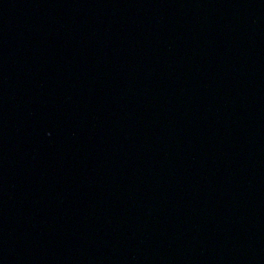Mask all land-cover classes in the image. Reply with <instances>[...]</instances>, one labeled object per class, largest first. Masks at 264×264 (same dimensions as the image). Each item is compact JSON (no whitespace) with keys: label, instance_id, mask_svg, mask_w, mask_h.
Masks as SVG:
<instances>
[{"label":"water","instance_id":"water-1","mask_svg":"<svg viewBox=\"0 0 264 264\" xmlns=\"http://www.w3.org/2000/svg\"><path fill=\"white\" fill-rule=\"evenodd\" d=\"M0 264H264V0H0Z\"/></svg>","mask_w":264,"mask_h":264}]
</instances>
